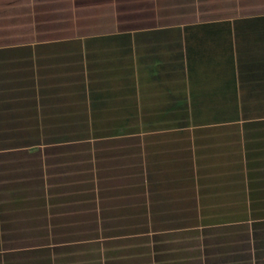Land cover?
Here are the masks:
<instances>
[{"label":"crops","instance_id":"crops-1","mask_svg":"<svg viewBox=\"0 0 264 264\" xmlns=\"http://www.w3.org/2000/svg\"><path fill=\"white\" fill-rule=\"evenodd\" d=\"M56 2L55 30H82L93 6ZM240 14L0 44L3 264H57L101 221L121 240L112 264H264V12ZM92 126L153 129L82 150Z\"/></svg>","mask_w":264,"mask_h":264},{"label":"rangeland","instance_id":"rangeland-1","mask_svg":"<svg viewBox=\"0 0 264 264\" xmlns=\"http://www.w3.org/2000/svg\"><path fill=\"white\" fill-rule=\"evenodd\" d=\"M88 3L89 8L83 7L82 15L83 22L81 23L82 30L77 31H56V28H63L67 26L66 22L54 21L59 17V8H57L56 0H0V44L17 43L30 41L36 38L54 37L56 35L74 34V35H88L112 31L113 27H118L117 20H130L135 23L149 24L154 17L159 23H183L185 21H202L209 19H217L225 16H231L232 13L240 12L247 13H261L264 12V0H127L128 3L124 5L117 4L114 6V15H111V10L108 9V0H83ZM96 3H103L104 7L95 6ZM138 10V12L136 11ZM61 11V10H60ZM61 14V13H60ZM122 14V15H119ZM125 14V15H123ZM154 14V15H153ZM96 15V21L90 17V22L85 20L86 16ZM54 18V19H53ZM61 19V17H59ZM49 19H53L49 21ZM96 30H93V27ZM109 28V30L107 29ZM54 29V30H53ZM108 49V55H114V50ZM151 127H127L124 128L126 135L132 134H146L149 135ZM115 130V129H114ZM105 132V131H103ZM78 138L84 140L81 144L82 150H87L88 144L94 142L91 140V133L88 132L87 127L79 128L76 132ZM114 135V134H113ZM160 135V133H157ZM107 136V135H103ZM230 136H234L231 134ZM114 137V136H112ZM117 140L106 141L108 148L118 147ZM101 142H94L91 150L93 152L95 147L102 149ZM236 146L235 140L229 138L225 148L227 150H234ZM83 182V180H82ZM83 187L89 185L83 184ZM83 208H88L84 203ZM90 225V224H89ZM94 226V225H92ZM87 227V225H85ZM90 227V226H89ZM90 236V232L86 233ZM96 236V235H94ZM81 239V244L69 245L66 247H59L56 249V254H53L54 261L57 264H112L115 260L116 248L121 245L119 240H91ZM60 240H32V243L27 246L44 245L49 242ZM77 241V240H76ZM79 241V240H78ZM184 240H175V245L183 246ZM128 245V244H127ZM126 245V246H127ZM138 243L129 244L130 247L125 248L127 253L124 262L135 263V255L131 252L135 250ZM29 246V247H30ZM109 246V247H108ZM179 251L180 257L184 254ZM32 259V257H31ZM39 258L35 257L33 260Z\"/></svg>","mask_w":264,"mask_h":264},{"label":"trees","instance_id":"trees-1","mask_svg":"<svg viewBox=\"0 0 264 264\" xmlns=\"http://www.w3.org/2000/svg\"><path fill=\"white\" fill-rule=\"evenodd\" d=\"M125 37H129V36L126 34H119V35H112V36H105V37H92V38H87V39H105V40H108V38L109 39H120V38H125ZM124 128H127V127H125V126H108V127L92 126L91 130H89L90 128H88V127H87V130H88V132L90 131L91 135H93L94 137H103V135H107L109 137L113 134L115 136L126 135L127 133H124ZM103 131H105V132H103ZM33 145H34L33 147H36L35 145H40V143L39 144H33ZM93 224H94V229H95L96 233L98 234V231L102 232V234H104V238H102V239L92 238V239L85 240V241L108 240V236H106V235H108V222L101 221V222H96ZM8 242H9V240H8ZM80 242H81V240H80ZM3 257L4 256L0 254V264H3V262H4Z\"/></svg>","mask_w":264,"mask_h":264}]
</instances>
